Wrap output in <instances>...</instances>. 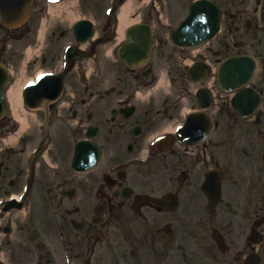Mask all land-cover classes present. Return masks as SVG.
Wrapping results in <instances>:
<instances>
[{"label": "flooded vegetation", "instance_id": "obj_1", "mask_svg": "<svg viewBox=\"0 0 264 264\" xmlns=\"http://www.w3.org/2000/svg\"><path fill=\"white\" fill-rule=\"evenodd\" d=\"M250 1L226 6L232 13L228 30L247 42L243 47H264V0L259 7L257 0ZM144 19L157 35L158 12L151 9ZM220 53L221 47L194 53L163 43L154 48L153 71L145 76L144 68L127 70L120 64L117 69L104 62L99 50L88 82L83 85L79 74L81 83L48 102L47 147L33 153L46 138V112L39 110L38 132L0 148V195H23L28 187L21 203L0 209V264H264V201L244 203L238 169L231 166V174L225 173L231 156L224 145L206 140L194 147L180 140L152 144L172 131L182 108L194 100L185 63L191 58L213 62ZM160 64L175 77L176 88L153 86ZM100 72L109 85L100 86L101 76L95 78ZM131 106L135 110L126 117L120 110ZM83 140L94 142L96 153V162L87 167L78 157ZM207 161L230 190L216 215H178L138 199L171 194L177 199L160 203H205L198 199V183L210 168Z\"/></svg>", "mask_w": 264, "mask_h": 264}, {"label": "rangeland", "instance_id": "obj_2", "mask_svg": "<svg viewBox=\"0 0 264 264\" xmlns=\"http://www.w3.org/2000/svg\"><path fill=\"white\" fill-rule=\"evenodd\" d=\"M71 2L72 1H75L76 2V4L75 5H72L70 8H62L61 6H59V7H55V10L56 11H58L59 9H61L62 8V10H64V9H68L69 11L70 10H72L73 11V13H75V14H78V15H89L90 14V11L89 10H87L86 9V7L85 6H83V5H81V3H78V0L76 1V0H70ZM100 2V1H99ZM182 15L186 12V10H187V7H185V8H183L182 7ZM99 13H101V11L99 12ZM240 131V130H239ZM244 133V132H243ZM242 133V134H243ZM242 134H238V132H237V137L239 138V140H242L244 137H243V135ZM243 143H245V142H243ZM238 144H240V143H238ZM255 148H257V149H259V150H264V142L263 143H261V147H259L257 144H255ZM242 149H244V145L243 144H240L239 145V149H237L235 152H236V155L238 156V164H239V167H241L242 168V162H245L243 159H242V157H241V155H244V154H242ZM230 151H228V153H229ZM235 152H234V154H235ZM251 155H253L255 158H256V153L254 152V150L251 148ZM231 156V155H230ZM254 163H255V167L256 168H261V167H263L264 166V160H261V161H254Z\"/></svg>", "mask_w": 264, "mask_h": 264}, {"label": "bare ground", "instance_id": "obj_3", "mask_svg": "<svg viewBox=\"0 0 264 264\" xmlns=\"http://www.w3.org/2000/svg\"><path fill=\"white\" fill-rule=\"evenodd\" d=\"M129 6V5H128ZM128 6H127V8H128ZM128 10V12L130 11L129 9H127ZM122 21H123V27H127V25H129L130 23H132V22H135V21H137V20H135V21H132V22H130V20L129 19H125V17H123L122 16ZM10 96L13 98V102L15 103V101L17 102L16 104H14V107L15 106H18V103L20 102V99L18 98V96H19V90L18 89H16V88H14V89H11L10 90Z\"/></svg>", "mask_w": 264, "mask_h": 264}, {"label": "snow or ice", "instance_id": "obj_4", "mask_svg": "<svg viewBox=\"0 0 264 264\" xmlns=\"http://www.w3.org/2000/svg\"><path fill=\"white\" fill-rule=\"evenodd\" d=\"M37 79H39V77Z\"/></svg>", "mask_w": 264, "mask_h": 264}, {"label": "water", "instance_id": "obj_5", "mask_svg": "<svg viewBox=\"0 0 264 264\" xmlns=\"http://www.w3.org/2000/svg\"><path fill=\"white\" fill-rule=\"evenodd\" d=\"M223 70H225V69H223Z\"/></svg>", "mask_w": 264, "mask_h": 264}]
</instances>
